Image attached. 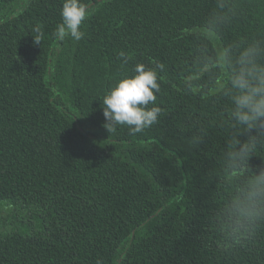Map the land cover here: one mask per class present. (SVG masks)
<instances>
[{"label": "trees", "instance_id": "1", "mask_svg": "<svg viewBox=\"0 0 264 264\" xmlns=\"http://www.w3.org/2000/svg\"><path fill=\"white\" fill-rule=\"evenodd\" d=\"M63 2L0 0V264H264V228L238 250L224 235L264 149L249 172L228 167L250 134L230 118L226 76L197 60L264 31V0H236L237 17L202 39L215 0H81L80 41L53 36ZM153 61L158 123L109 133L104 96Z\"/></svg>", "mask_w": 264, "mask_h": 264}, {"label": "clouds", "instance_id": "2", "mask_svg": "<svg viewBox=\"0 0 264 264\" xmlns=\"http://www.w3.org/2000/svg\"><path fill=\"white\" fill-rule=\"evenodd\" d=\"M238 12L236 0H215L214 10L195 30L197 39L215 36L230 25ZM89 15L90 9L81 0H64L60 10L62 22L53 36L60 41L67 37L80 41L84 37L81 25ZM34 31L37 34L34 43L39 45L43 33L39 27ZM198 53L202 70L226 76L219 89L230 102V118L241 133L250 134L246 142L240 144L237 140L235 149L226 153V163L234 172H249L248 162L253 153L264 149V31L244 43L217 48L210 56L204 50H198ZM124 55L120 53L122 58ZM152 63L156 66L136 64L135 75L119 80L104 96V126L109 133L116 132L119 126H126L129 134L135 135L158 123L162 109L148 105L156 104L155 93L160 91L158 80L162 79L158 70L163 71L164 65ZM188 88L192 90L191 84ZM200 140L199 135L192 137L193 144ZM251 173L249 181L241 185L225 210L228 231L224 235L229 250L247 247L256 232L264 228V168L258 174Z\"/></svg>", "mask_w": 264, "mask_h": 264}]
</instances>
